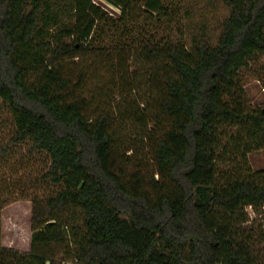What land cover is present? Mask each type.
<instances>
[{
	"label": "trees",
	"instance_id": "16d2710c",
	"mask_svg": "<svg viewBox=\"0 0 264 264\" xmlns=\"http://www.w3.org/2000/svg\"><path fill=\"white\" fill-rule=\"evenodd\" d=\"M104 1L119 14L0 0V114L14 120L0 162L23 144L48 160L29 251L3 243L17 200L0 199V264H264V169L249 160L264 109L244 82L253 69L264 85V0H206L227 14L188 37L176 0ZM90 81L109 107L91 111Z\"/></svg>",
	"mask_w": 264,
	"mask_h": 264
},
{
	"label": "rangeland",
	"instance_id": "374dc122",
	"mask_svg": "<svg viewBox=\"0 0 264 264\" xmlns=\"http://www.w3.org/2000/svg\"><path fill=\"white\" fill-rule=\"evenodd\" d=\"M98 3L113 16H117L119 11L104 0ZM179 10L177 25L183 27L188 37L191 32L198 28L206 26L208 32L212 35L218 32L219 22L226 16L227 9L220 1L207 2L206 0H176ZM174 7V6H173ZM168 24V21H165ZM143 25L151 29V23L145 22ZM175 27V24L172 25ZM144 27V26H143ZM162 33V31H161ZM115 37L106 38L103 46H107L109 41ZM123 42V41H121ZM92 69V67H90ZM103 80H107L103 78ZM119 82L121 80H118ZM245 90L250 100L252 109H264V85L256 76L252 69L244 74ZM107 85V81L103 82ZM101 83L94 85L93 82H87L85 89L90 98L91 111L100 110L103 106L109 107L111 99H104L100 96ZM98 91V92H97ZM14 133V120L11 113L3 108L0 114V146L5 145ZM146 145V143H144ZM138 147L143 148V142H137ZM250 166L252 170L259 171L264 169V150L253 152L249 155ZM48 160L44 154H31L26 144L21 146H12L11 154L6 163L0 162V199L10 196L16 197L12 205L1 210V223L3 237L6 243H9V235L15 234L16 248L23 247L31 238V180L37 178L47 166ZM45 194L44 190L38 191ZM249 211L252 214L251 209ZM10 233V234H9ZM9 245V244H8Z\"/></svg>",
	"mask_w": 264,
	"mask_h": 264
},
{
	"label": "crops",
	"instance_id": "0c3cea01",
	"mask_svg": "<svg viewBox=\"0 0 264 264\" xmlns=\"http://www.w3.org/2000/svg\"><path fill=\"white\" fill-rule=\"evenodd\" d=\"M9 236H11V237H9V243H6V242L3 241V243L6 246L11 247V248H15V249H19L21 251H29V248H30L29 247L30 246V243H29L30 241L29 240L26 242V244L23 247L21 246L20 248H16V238H15V234H11ZM65 264H71V263H65Z\"/></svg>",
	"mask_w": 264,
	"mask_h": 264
},
{
	"label": "built area",
	"instance_id": "2783aa9c",
	"mask_svg": "<svg viewBox=\"0 0 264 264\" xmlns=\"http://www.w3.org/2000/svg\"><path fill=\"white\" fill-rule=\"evenodd\" d=\"M95 3H98L99 0H93Z\"/></svg>",
	"mask_w": 264,
	"mask_h": 264
}]
</instances>
